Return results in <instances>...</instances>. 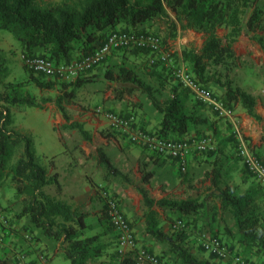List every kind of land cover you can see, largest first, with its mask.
Instances as JSON below:
<instances>
[{
	"label": "trees",
	"instance_id": "1",
	"mask_svg": "<svg viewBox=\"0 0 264 264\" xmlns=\"http://www.w3.org/2000/svg\"><path fill=\"white\" fill-rule=\"evenodd\" d=\"M248 10L250 12L243 22ZM154 22L162 27V36L158 37L165 46L186 31L201 35L202 45L199 50L185 47L180 53L190 74L206 88H223L222 97L218 98L227 106L233 109L238 104L249 118L262 121L256 112L255 97L234 86L229 77L238 62L234 47L242 35L243 24L249 39L258 44L264 53V37L261 35L264 32L263 10L253 0H0V31L8 32L18 42L24 56L47 58L55 64H67L93 52L113 31L148 32L143 28L144 25ZM221 30L225 31L223 35H220ZM123 51L142 50L124 49L112 55ZM8 74L5 58L0 53V86L4 88L0 92V185L8 180L14 189L12 203L20 207L16 217H27L32 227L46 239L59 243L60 255L68 264H89L90 261L102 258L107 254L106 245L100 243L101 234L86 233V218L89 214L84 211V206L67 203L45 191L48 186L59 185L57 174H51L49 168L41 162L31 134L14 127L10 110L20 107L41 109L42 106L6 82ZM105 76L118 88L119 98L134 92L146 96L160 115L155 133L161 137L181 139L191 128L208 123L205 117L188 110L187 94H190L180 85L181 89H172L170 96L161 101L155 96L156 90L132 69L120 67L115 73L106 72ZM30 77L40 90H53L57 87L56 79ZM87 82V79L79 77L70 83H62L61 94L45 101L55 106L64 121L63 129L76 130L85 140L90 141L91 136L84 125L73 121L66 108L73 101L77 90ZM94 159L110 175L131 183L113 166L102 148L95 150ZM211 174V184L219 205L217 208L231 215L240 252L225 245L249 261L250 257L264 260V224L254 208L255 193L250 190L235 193L224 182L222 166L216 160ZM150 175L144 178V183L148 182ZM136 189L145 207V234L156 241L170 244L178 264H221L214 261L211 255L203 260L196 258L189 248L181 245L179 240L167 237L161 228L159 210H168L184 218L203 209L205 202L197 199H154L144 187ZM2 217L7 220V226L1 224L5 230L9 228L10 220L5 215ZM176 232L180 237L190 239L196 233L193 234L189 227ZM5 237L0 238V248L6 243ZM115 238L117 240L116 233ZM25 239L30 242L37 240L31 235ZM198 248L205 254L201 247ZM12 251L14 264H17V254H23L32 264L23 250ZM113 255L112 264L116 260L115 247Z\"/></svg>",
	"mask_w": 264,
	"mask_h": 264
},
{
	"label": "rangeland",
	"instance_id": "2",
	"mask_svg": "<svg viewBox=\"0 0 264 264\" xmlns=\"http://www.w3.org/2000/svg\"><path fill=\"white\" fill-rule=\"evenodd\" d=\"M253 1L263 10L264 20V0ZM249 12L250 10L247 11L243 22ZM143 28L160 38L162 36V27L158 22L148 23ZM243 28L246 32L244 24ZM224 33L225 31H220V35ZM261 35L264 37V32ZM183 36L187 39L190 38L187 33ZM241 40L238 41L235 50L238 54V62L229 77L233 80L234 86L244 89L255 97L257 112V107L264 109V53L261 52L258 44L249 39L248 33H244ZM198 44L199 42L195 38L185 45H177L173 41H169L165 48L170 52V61L164 65L144 51L115 53L108 57L101 66L83 75L81 78L87 79L88 82L83 88L77 90L73 101L66 108L68 115L72 119L75 118L74 121L83 124L89 132L91 139L88 141L76 130L63 129L64 121L55 106L52 102L45 101L61 94L62 83L67 84L72 81L54 80L57 87L53 90L37 88L32 83L30 76L42 80H48V78L29 70L24 64L26 56L21 52L18 42L8 32L0 31V53L4 56L9 70L6 82L13 84L22 95L29 96L35 103L42 106L41 109L11 108L13 125L17 129L31 134L36 153L41 162L49 168V172L53 174L57 170L67 179L62 185L59 182L58 186L47 187L46 191L63 199L70 197L68 199L73 201V205H75V201H77L76 204H82L84 211L89 214L86 218L88 225L86 233L101 234L100 243L106 245L107 254L100 259L90 261L89 264H112L114 257L115 232L105 213L104 200L101 197L103 193L117 199L125 216L131 220L132 227L142 244L169 263L178 264L170 244L156 241L145 234L143 216L145 207L137 192V187H144L148 195L154 199H197L199 202L206 203L203 209L184 218L168 210H159L161 228L167 237L179 240L178 242L189 248L196 258L203 260L208 256L202 254L195 239L180 237L179 233L171 228L175 220L181 218L191 228L193 234L205 231L217 235L225 244L232 246L238 252L236 228L231 215L217 208L218 200L211 184L214 160L221 164L224 182L235 193L247 190L255 193L254 208L264 224V191L239 160L236 152V140L230 124L217 118L206 106L196 102L190 95L187 94L188 110H196L199 115L207 119L208 123L197 130L194 128L195 131H192L195 134L186 135V139L212 136L214 150L201 154L192 153L188 158L184 173L179 170L175 161L160 157L148 149L130 143L126 134L111 128L102 114L96 113L99 110L120 115H133L139 129L156 132L157 117L160 118V115L154 111V108H152L153 111L143 108L145 104L146 107L149 105L152 107L146 96L134 92L119 98L118 88L106 78L105 74L106 72L115 73L120 67L132 69L143 81L156 90L155 96L163 101L170 96L172 89H181L175 80L174 72L182 69L190 73L189 67L181 60L179 53L186 45L199 50ZM206 90L218 97H222L224 92L223 88L217 87H209ZM3 91L4 88L0 86V92ZM233 111L238 119L237 129L250 136L257 155L260 154L259 148L264 147V133L258 136L252 134V125L243 121L242 117L247 115L240 105H234ZM81 112L87 113V117L80 118V114H83ZM145 117H148L149 124L144 123ZM147 125L151 129H148ZM262 130L264 132V125ZM97 148H102L113 166L131 183L110 175L96 163L94 155ZM149 174L151 177L147 183H144V178ZM13 198L14 189L7 180L0 185V205L4 207L0 211V215L3 213L8 220H10V216L8 217L4 212L8 210L15 216L16 211L14 210L20 208L18 204L12 203ZM53 247L58 248L61 254L59 243H55ZM250 260L255 264H264L263 258L250 257ZM2 263L13 264L14 262L12 263L10 259L4 261L0 259V264ZM58 264H68V262L60 259Z\"/></svg>",
	"mask_w": 264,
	"mask_h": 264
},
{
	"label": "built area",
	"instance_id": "3",
	"mask_svg": "<svg viewBox=\"0 0 264 264\" xmlns=\"http://www.w3.org/2000/svg\"><path fill=\"white\" fill-rule=\"evenodd\" d=\"M182 39L180 37V40ZM124 49L147 51L163 64H168L170 61V52L166 50L161 39L155 34L113 31L106 36L99 48L70 63L55 64L47 58L28 56L25 58L24 64L32 72L48 79L70 82L92 72L101 66L112 53ZM174 76L177 83L186 89L196 102L206 106L217 118L230 124L236 140V152L239 160L264 191V162L255 154L250 136L237 129L238 119L233 109L214 93L206 90L190 73L179 69L174 72ZM96 113L102 114L111 128L126 134L130 143L148 149L160 157L175 161L182 173L186 171L188 158L192 153L201 154L214 150L212 136L171 139L161 137L155 132L139 129L133 115H120L99 110ZM247 122L252 125V134L258 136L260 132L254 120L250 118L247 119ZM101 197L104 200L108 221L117 235L114 264H171L145 247L138 245L131 222L125 216L117 199L111 198L105 193ZM0 222L7 226L5 218H0ZM171 228L177 231L185 230L188 226L182 220H175ZM191 237L195 239L197 246L201 247L205 254L213 256L216 262L221 264H255L233 252L219 237L213 234L201 231ZM0 245H2L1 239ZM16 259L17 264H29L28 258L23 254H17Z\"/></svg>",
	"mask_w": 264,
	"mask_h": 264
},
{
	"label": "crops",
	"instance_id": "4",
	"mask_svg": "<svg viewBox=\"0 0 264 264\" xmlns=\"http://www.w3.org/2000/svg\"><path fill=\"white\" fill-rule=\"evenodd\" d=\"M55 1H59V0H55ZM186 33L190 38H188V39L184 38L183 35ZM244 33H248V32L247 31L244 32V29H243L242 35L239 37L238 41H240L242 39ZM180 37H183V39L180 40ZM193 38H195L196 41L199 42L198 48L200 49V47L202 45L201 35L196 34L193 31H186V32L181 33L179 35V37L175 41H173V43H175L177 45H179V44L185 45L186 43H190ZM238 41L235 44V47H234L235 50H236ZM187 46L188 45H186V47ZM179 52H180V50H179ZM236 55L238 56V54H236ZM180 56L181 55L179 53V57ZM85 85H86V83L82 86V88ZM143 108H145L147 111H150V110L153 111V109H152L153 107H151L150 105L146 107V104H145V105H143ZM193 111H195V113L197 115L199 114L196 110H193ZM81 113H83V114H80V118H86L87 117V113H84V112H81ZM257 113H258V115L261 116L262 121L261 122L254 121V122L258 126L257 129L259 130L260 134H263L264 132H263L262 128L264 125V109H261V108L258 109V107H257ZM242 118L244 119L243 121H245L246 123H247V119H250L248 116H246V117L243 116ZM144 119H145L144 123L149 124L148 123V121H149L148 117H145ZM72 120L74 121L75 118ZM159 121H160V118L157 117V126H156L157 128H158ZM63 124H64V122H63ZM198 128L199 127L195 128V130H197ZM148 129H151V128L148 126ZM192 130H194V128H191L187 134L194 135L195 133ZM215 132H216V130H215ZM186 135L181 136V139H185ZM259 149H260L259 150L260 154H258V156H260L264 160V147L262 146ZM253 150H255V147H253ZM54 173H56L58 175L57 179L61 183V185H62V183L67 181V179L65 178V176L61 172L56 170ZM46 188H45V191H46ZM52 196H54L60 200L67 201L68 203L71 202L70 204L73 203V201L68 199L70 197L63 199V198L58 197L57 195L56 196L52 195ZM76 203H77V201H75V205H80V206L82 205V204H76ZM3 208L4 207H1V205H0V211ZM19 210H20V208L18 210H14V211H16L15 214H17L19 212ZM4 213L8 217L10 216L9 217L10 223H9V228L7 227V229L4 230V228H3V226H1V222H0V226H1L0 237L6 236L5 237L6 243L4 246H2L0 248V259H1V261H4L5 259H10V260H12V263H13L14 262L13 254L14 253L12 250L16 249V250H23L25 253H27L30 260H32V264H58V260L62 259V257L60 255V252L58 251V248L55 249L53 247V245L56 242L46 239L39 231L35 230L32 227V225L29 223V220L27 217L17 218L16 215L14 216L13 212H10L8 210H6V212H4ZM1 215L3 216L4 214L2 213ZM1 215H0V218H1ZM128 220H129V218H128ZM129 221L131 222V220H129ZM134 232H135V230H134ZM27 235H31L32 237L35 236L37 238V240H33L30 242V241L25 239V237ZM135 236H136L138 245L146 247L149 251L153 252L150 248H148L146 245L141 243V241H140V239L136 233H135ZM153 253L155 254V252H153Z\"/></svg>",
	"mask_w": 264,
	"mask_h": 264
}]
</instances>
